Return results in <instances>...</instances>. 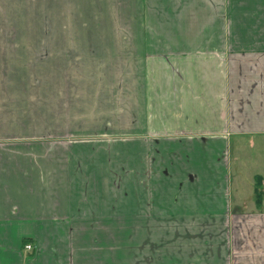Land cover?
Segmentation results:
<instances>
[{
    "label": "crops",
    "instance_id": "0c3cea01",
    "mask_svg": "<svg viewBox=\"0 0 264 264\" xmlns=\"http://www.w3.org/2000/svg\"><path fill=\"white\" fill-rule=\"evenodd\" d=\"M254 136L264 0H0V264H264Z\"/></svg>",
    "mask_w": 264,
    "mask_h": 264
},
{
    "label": "rangeland",
    "instance_id": "374dc122",
    "mask_svg": "<svg viewBox=\"0 0 264 264\" xmlns=\"http://www.w3.org/2000/svg\"><path fill=\"white\" fill-rule=\"evenodd\" d=\"M33 76L40 77L36 78V81L53 82V74L47 71L40 75L25 74V81H33ZM226 159L232 203L241 212L254 211L257 207L254 203L253 189L257 176L262 178L264 200V137L230 138L226 150ZM262 204L264 205L263 201ZM262 208L264 209V207Z\"/></svg>",
    "mask_w": 264,
    "mask_h": 264
},
{
    "label": "trees",
    "instance_id": "16d2710c",
    "mask_svg": "<svg viewBox=\"0 0 264 264\" xmlns=\"http://www.w3.org/2000/svg\"><path fill=\"white\" fill-rule=\"evenodd\" d=\"M253 194H254V203L257 209H260L263 201L262 178L260 176H257L255 178Z\"/></svg>",
    "mask_w": 264,
    "mask_h": 264
},
{
    "label": "built area",
    "instance_id": "2783aa9c",
    "mask_svg": "<svg viewBox=\"0 0 264 264\" xmlns=\"http://www.w3.org/2000/svg\"><path fill=\"white\" fill-rule=\"evenodd\" d=\"M25 250L31 251L32 250V246L31 245H25Z\"/></svg>",
    "mask_w": 264,
    "mask_h": 264
}]
</instances>
